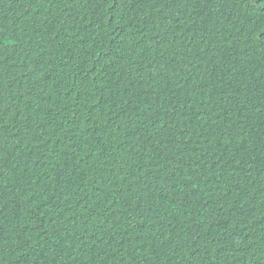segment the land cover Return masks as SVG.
Wrapping results in <instances>:
<instances>
[{
	"label": "trees",
	"instance_id": "obj_1",
	"mask_svg": "<svg viewBox=\"0 0 264 264\" xmlns=\"http://www.w3.org/2000/svg\"><path fill=\"white\" fill-rule=\"evenodd\" d=\"M0 264H264V0H0Z\"/></svg>",
	"mask_w": 264,
	"mask_h": 264
}]
</instances>
